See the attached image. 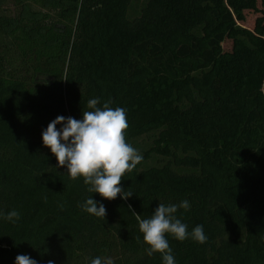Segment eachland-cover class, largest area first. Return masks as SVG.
<instances>
[{"label": "trees", "instance_id": "16d2710c", "mask_svg": "<svg viewBox=\"0 0 264 264\" xmlns=\"http://www.w3.org/2000/svg\"><path fill=\"white\" fill-rule=\"evenodd\" d=\"M92 98L126 110L143 157L127 199L88 192L42 143ZM184 199L206 240L168 235L176 264H264V0H0V213L20 214L0 219V264H162L137 214Z\"/></svg>", "mask_w": 264, "mask_h": 264}, {"label": "clouds", "instance_id": "9594fccd", "mask_svg": "<svg viewBox=\"0 0 264 264\" xmlns=\"http://www.w3.org/2000/svg\"><path fill=\"white\" fill-rule=\"evenodd\" d=\"M46 83V80H42ZM99 98L89 99L88 111L82 112V118L71 116H57L42 130V143L55 156L58 167H65L70 179L83 178L89 187L87 191L99 194L101 198L114 200L118 196L127 199V193L121 185L126 172H131L143 159L142 155L125 140L128 128L126 110L122 107H111L110 102L102 106ZM60 126L59 128L57 126ZM81 209L95 217L106 216L104 204L93 196L88 197ZM187 199L179 204L159 203L148 219H140L139 230L143 234V241L148 247L145 253L151 257L159 252L162 264H176L172 248L169 245L168 235L178 241L191 239L194 242L204 243L206 235L202 225L195 226L188 231L187 224L177 217L179 209L190 210ZM0 219L15 223L20 219L16 210L7 214L0 213ZM15 264H38L37 260L27 254L15 257ZM48 264H54L49 260ZM90 264H114L109 257L96 256Z\"/></svg>", "mask_w": 264, "mask_h": 264}, {"label": "rangeland", "instance_id": "374dc122", "mask_svg": "<svg viewBox=\"0 0 264 264\" xmlns=\"http://www.w3.org/2000/svg\"><path fill=\"white\" fill-rule=\"evenodd\" d=\"M33 9L35 10V11H47V10H44V9H41V8H39L38 6H33ZM49 13V12H48ZM51 15V14H50ZM254 17H255V15H251V14H248V18H247V26L248 27H252V25H253V22H254ZM148 141H143L142 142V144H145V143H147Z\"/></svg>", "mask_w": 264, "mask_h": 264}]
</instances>
